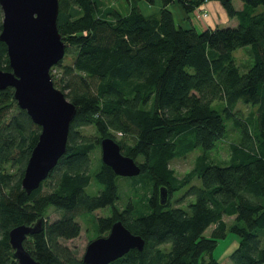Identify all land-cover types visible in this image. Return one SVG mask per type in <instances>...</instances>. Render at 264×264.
<instances>
[{
	"label": "trees",
	"instance_id": "trees-1",
	"mask_svg": "<svg viewBox=\"0 0 264 264\" xmlns=\"http://www.w3.org/2000/svg\"><path fill=\"white\" fill-rule=\"evenodd\" d=\"M140 1L155 4L124 0L120 11L109 0H58L57 27L70 60L63 57L50 75L76 113L65 153L29 194L21 178L40 127L17 106L11 87L0 90V264H16L8 231L38 219L41 230L23 243L36 260L87 264L60 240L79 235L77 217L104 207L111 213L95 220L97 237L121 220L144 239L142 250L108 264H221L213 250L228 231L238 238L233 264H264V0H240V8L218 0L236 24L202 31L178 24L170 6L177 1L190 21L209 0H159L152 14ZM244 46L250 62L241 72L233 52ZM0 68L10 70L3 42ZM239 100L258 105L255 133L235 109ZM232 129L229 158L216 161L211 152ZM104 137L136 162L138 175H116L102 162ZM197 149L192 168L178 176L171 160ZM120 177L129 187L122 207ZM51 207L61 215L47 221Z\"/></svg>",
	"mask_w": 264,
	"mask_h": 264
},
{
	"label": "water",
	"instance_id": "water-1",
	"mask_svg": "<svg viewBox=\"0 0 264 264\" xmlns=\"http://www.w3.org/2000/svg\"><path fill=\"white\" fill-rule=\"evenodd\" d=\"M0 8V42L6 46L10 67V70L0 68V90L11 87L17 106L40 127L21 178V187L29 194L65 153L76 107L54 86L50 75V69L63 59L66 48L57 27L58 0H0ZM100 150L102 162L116 175L139 174L140 167L121 152L113 138H102ZM166 199L167 191L161 187L160 203L164 204ZM41 225L38 219L33 225L20 224L8 231L16 264H42L23 244L28 235L41 230ZM143 246L141 236L116 220L107 235L88 242L82 260L87 264H108L131 249L142 250Z\"/></svg>",
	"mask_w": 264,
	"mask_h": 264
},
{
	"label": "rangeland",
	"instance_id": "rangeland-1",
	"mask_svg": "<svg viewBox=\"0 0 264 264\" xmlns=\"http://www.w3.org/2000/svg\"><path fill=\"white\" fill-rule=\"evenodd\" d=\"M110 2L113 3L114 7L116 9H119L122 11V7L124 0H109ZM235 5H238V2L240 0H234ZM125 4V2H124ZM160 1L155 0L154 5H149L148 3L142 1L140 4V8L144 14H152L158 11ZM170 9L173 13L175 21L184 26H189L190 23L192 22V25L196 27L198 31H202L205 28L208 27H225V26H234L236 23L235 18L229 17L227 14L226 9L223 7L220 1L218 0H209L204 2L199 9H197L194 13H192L191 20H187V16L185 15L181 5L176 1L174 2L171 6ZM261 10V8L258 9V11ZM124 11V10H123ZM204 11L206 12L205 16H203ZM249 47L244 46L241 48L236 49L233 52L234 55V60L236 64L240 67V71L244 72L245 71V65L250 62L249 54L247 52V49ZM68 54L64 55V62H68L70 60V57H67ZM218 104L217 102H214L212 106L215 108L217 107ZM257 108L258 105H252V104H246L243 101L239 100L238 103L236 104L237 110H240L241 112V119L245 120L248 124L250 129L252 130L253 133L254 130L256 129L255 126V120H256V113H257ZM12 110V109H11ZM11 112V111H10ZM86 132L93 134V127L92 126H87L85 127ZM240 135V134H239ZM237 137V133L235 130H230L228 133V137L224 139L223 141L217 143L216 147L213 149L211 152V155L216 161H227L229 158V143L231 141H235ZM116 138L119 139L120 135H116ZM200 153V150H194L187 154L186 156H181V157H176L171 160L170 162V167L175 170V173L178 176H182L185 173H187L193 166L195 156ZM100 156V152L94 151L92 154V157L98 158ZM215 161V162H216ZM96 166L94 165L93 168ZM118 184H124L121 187L120 191V199L117 201V206L122 207L124 202L127 200L129 196V191H128V179L120 177L118 179ZM88 192H91L92 189L89 187L87 188ZM181 192H177L176 195H180ZM191 198L184 199L182 202L183 206L187 204V202ZM173 202V201H172ZM111 210L108 207L104 208H99L95 211L92 212V214H87L83 215L81 217H77L78 222L81 225V230L78 236L68 239V240H60L61 244L67 246L75 256L81 258L86 245L88 242H90L92 239L96 238L97 235L96 231L94 229V223L95 220L97 221L98 217L101 216H108L110 215ZM61 212L58 210H55L54 208H49L46 213V220L47 221H52L58 217H60ZM226 222L230 223L232 221V217H225ZM211 230V227L206 230V233H208ZM238 238L236 234H234L231 231H228L226 233V236L222 239L218 240V243L213 250V256L220 261L221 264H233L230 259H229V254L231 251L237 246Z\"/></svg>",
	"mask_w": 264,
	"mask_h": 264
},
{
	"label": "crops",
	"instance_id": "crops-1",
	"mask_svg": "<svg viewBox=\"0 0 264 264\" xmlns=\"http://www.w3.org/2000/svg\"><path fill=\"white\" fill-rule=\"evenodd\" d=\"M141 2H142V1L139 2V6H140ZM235 6H236V8H240V6H241L240 2H238V5H235ZM158 7H160V5H159ZM235 23H236V22H235ZM191 24H192V22H191ZM183 26H184V25H183Z\"/></svg>",
	"mask_w": 264,
	"mask_h": 264
},
{
	"label": "built area",
	"instance_id": "built-area-1",
	"mask_svg": "<svg viewBox=\"0 0 264 264\" xmlns=\"http://www.w3.org/2000/svg\"><path fill=\"white\" fill-rule=\"evenodd\" d=\"M206 12L204 11L203 16H205Z\"/></svg>",
	"mask_w": 264,
	"mask_h": 264
}]
</instances>
